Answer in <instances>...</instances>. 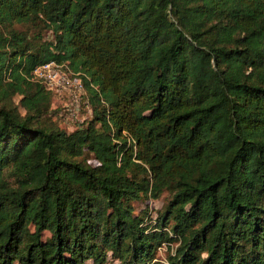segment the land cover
I'll return each mask as SVG.
<instances>
[{
  "label": "trees",
  "instance_id": "trees-1",
  "mask_svg": "<svg viewBox=\"0 0 264 264\" xmlns=\"http://www.w3.org/2000/svg\"><path fill=\"white\" fill-rule=\"evenodd\" d=\"M110 259L264 264V0H0V264Z\"/></svg>",
  "mask_w": 264,
  "mask_h": 264
},
{
  "label": "built area",
  "instance_id": "built-area-1",
  "mask_svg": "<svg viewBox=\"0 0 264 264\" xmlns=\"http://www.w3.org/2000/svg\"><path fill=\"white\" fill-rule=\"evenodd\" d=\"M33 76L48 89L54 91L61 100L59 116L63 119L77 121L82 105H87L86 91L80 77L74 76L63 62L54 59L37 65Z\"/></svg>",
  "mask_w": 264,
  "mask_h": 264
},
{
  "label": "rangeland",
  "instance_id": "rangeland-1",
  "mask_svg": "<svg viewBox=\"0 0 264 264\" xmlns=\"http://www.w3.org/2000/svg\"><path fill=\"white\" fill-rule=\"evenodd\" d=\"M54 105L59 106L61 104V100L54 98ZM91 114V107L90 105H82L80 112H79V120L73 121V120H67V119H59L56 116L54 120L58 125L65 128L66 130L70 131L74 129L82 120H84L86 117H88ZM170 196L169 192L167 190H164L159 197L157 198H149L145 201H136L135 207L136 209H140L141 207H144L146 204L148 205L150 216L155 217L157 215V212L162 207L163 202ZM165 252H166V243L163 242L157 249V256L160 257V259H165ZM90 264V263H89ZM103 264H119L117 260H109L106 263Z\"/></svg>",
  "mask_w": 264,
  "mask_h": 264
}]
</instances>
